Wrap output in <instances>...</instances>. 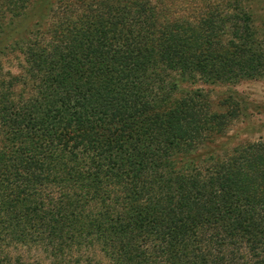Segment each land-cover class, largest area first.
Masks as SVG:
<instances>
[{
	"label": "trees",
	"instance_id": "trees-1",
	"mask_svg": "<svg viewBox=\"0 0 264 264\" xmlns=\"http://www.w3.org/2000/svg\"><path fill=\"white\" fill-rule=\"evenodd\" d=\"M160 3L0 0V264H264V143L206 149L236 110L193 87L264 78V36Z\"/></svg>",
	"mask_w": 264,
	"mask_h": 264
},
{
	"label": "rangeland",
	"instance_id": "rangeland-1",
	"mask_svg": "<svg viewBox=\"0 0 264 264\" xmlns=\"http://www.w3.org/2000/svg\"><path fill=\"white\" fill-rule=\"evenodd\" d=\"M28 10L38 9V0H27ZM57 2L58 0H54ZM160 8L167 15V18H195L202 15L208 9L217 14L224 13L233 15L238 11H245L251 15L253 26L259 36H264V0H158ZM64 2L72 3L73 0H64ZM35 12L29 16L28 24L25 25L32 30V26L36 22ZM21 18H16L12 22L3 20L0 22L2 31L10 33L14 38L22 36L25 29L19 28ZM5 38V37H4ZM13 38V37H11ZM3 39V38H2ZM0 39V41L2 40ZM10 40V39H9ZM6 42V41H4ZM4 49V45L0 46ZM5 55L0 58V67L2 74L10 72L11 74H20L23 65V56L19 50H5ZM208 93V98L214 110L224 111L223 98L229 97L235 106L234 119L225 134L214 140L212 146L205 145V148H234L241 144L262 141L264 143V78L255 80H242L236 84H206L197 83L193 85ZM223 104V105H222ZM222 152V151H220ZM12 257L20 256L25 263L29 264H51V258L38 249L27 250L26 248L9 249ZM95 259L100 264H107L102 255L96 251ZM97 264V262H96Z\"/></svg>",
	"mask_w": 264,
	"mask_h": 264
}]
</instances>
